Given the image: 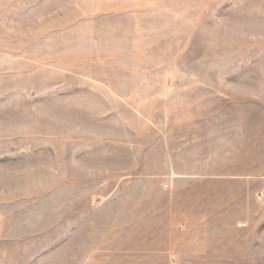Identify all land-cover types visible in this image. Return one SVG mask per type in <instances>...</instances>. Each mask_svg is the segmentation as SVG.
Masks as SVG:
<instances>
[{
    "label": "rangeland",
    "instance_id": "374dc122",
    "mask_svg": "<svg viewBox=\"0 0 264 264\" xmlns=\"http://www.w3.org/2000/svg\"><path fill=\"white\" fill-rule=\"evenodd\" d=\"M0 264H264V0H0Z\"/></svg>",
    "mask_w": 264,
    "mask_h": 264
}]
</instances>
